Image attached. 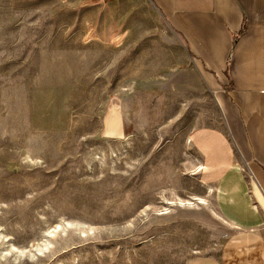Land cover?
Masks as SVG:
<instances>
[{
    "label": "rangeland",
    "instance_id": "374dc122",
    "mask_svg": "<svg viewBox=\"0 0 264 264\" xmlns=\"http://www.w3.org/2000/svg\"><path fill=\"white\" fill-rule=\"evenodd\" d=\"M97 1L0 0V264L214 257L232 231L190 139L213 97L143 0Z\"/></svg>",
    "mask_w": 264,
    "mask_h": 264
},
{
    "label": "crops",
    "instance_id": "0c3cea01",
    "mask_svg": "<svg viewBox=\"0 0 264 264\" xmlns=\"http://www.w3.org/2000/svg\"><path fill=\"white\" fill-rule=\"evenodd\" d=\"M141 2L166 24V41L173 45L174 38L218 113L217 125L196 129L190 139L200 180L232 233L216 256L187 264H264V0ZM119 115L109 114V137L125 132Z\"/></svg>",
    "mask_w": 264,
    "mask_h": 264
}]
</instances>
